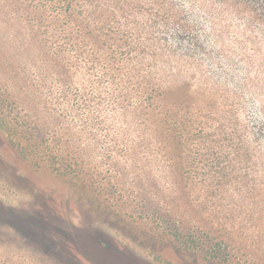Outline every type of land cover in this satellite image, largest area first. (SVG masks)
Here are the masks:
<instances>
[{
  "label": "trees",
  "instance_id": "trees-1",
  "mask_svg": "<svg viewBox=\"0 0 264 264\" xmlns=\"http://www.w3.org/2000/svg\"><path fill=\"white\" fill-rule=\"evenodd\" d=\"M221 2L264 38V0ZM192 30L172 0H0V133L37 168L143 199L208 263L264 264V73L194 68L172 44L203 46Z\"/></svg>",
  "mask_w": 264,
  "mask_h": 264
},
{
  "label": "rangeland",
  "instance_id": "rangeland-1",
  "mask_svg": "<svg viewBox=\"0 0 264 264\" xmlns=\"http://www.w3.org/2000/svg\"><path fill=\"white\" fill-rule=\"evenodd\" d=\"M172 2L193 25V38L203 43L198 47L189 39L176 45L172 41L179 54L193 55L194 68L201 62L203 71H237L242 60L248 73H264V38L255 36L256 25L236 5L225 7L221 0ZM205 44L210 47L206 55ZM255 112L254 107L246 110L251 116ZM99 190L29 164L0 133V264H223L208 263L174 243L144 212L143 199L125 200L113 186L106 187L108 196L97 195ZM231 264L248 261L241 253Z\"/></svg>",
  "mask_w": 264,
  "mask_h": 264
}]
</instances>
